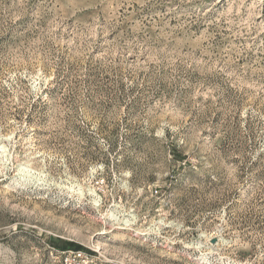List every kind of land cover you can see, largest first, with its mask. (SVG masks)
I'll return each mask as SVG.
<instances>
[{
	"label": "rangeland",
	"instance_id": "1",
	"mask_svg": "<svg viewBox=\"0 0 264 264\" xmlns=\"http://www.w3.org/2000/svg\"><path fill=\"white\" fill-rule=\"evenodd\" d=\"M0 264H264V0H0Z\"/></svg>",
	"mask_w": 264,
	"mask_h": 264
},
{
	"label": "bare ground",
	"instance_id": "2",
	"mask_svg": "<svg viewBox=\"0 0 264 264\" xmlns=\"http://www.w3.org/2000/svg\"><path fill=\"white\" fill-rule=\"evenodd\" d=\"M21 170L24 172H30L28 169H25V168H21Z\"/></svg>",
	"mask_w": 264,
	"mask_h": 264
},
{
	"label": "built area",
	"instance_id": "3",
	"mask_svg": "<svg viewBox=\"0 0 264 264\" xmlns=\"http://www.w3.org/2000/svg\"><path fill=\"white\" fill-rule=\"evenodd\" d=\"M79 256H82V252H78Z\"/></svg>",
	"mask_w": 264,
	"mask_h": 264
},
{
	"label": "trees",
	"instance_id": "4",
	"mask_svg": "<svg viewBox=\"0 0 264 264\" xmlns=\"http://www.w3.org/2000/svg\"><path fill=\"white\" fill-rule=\"evenodd\" d=\"M77 248V247H76ZM77 249H80V247L79 248H77Z\"/></svg>",
	"mask_w": 264,
	"mask_h": 264
}]
</instances>
